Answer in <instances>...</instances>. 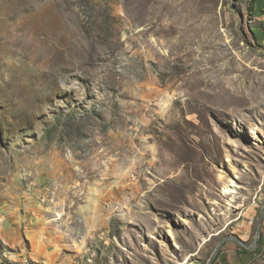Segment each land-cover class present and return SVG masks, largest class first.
<instances>
[{
    "label": "rangeland",
    "instance_id": "374dc122",
    "mask_svg": "<svg viewBox=\"0 0 264 264\" xmlns=\"http://www.w3.org/2000/svg\"><path fill=\"white\" fill-rule=\"evenodd\" d=\"M251 2L0 0V264H264Z\"/></svg>",
    "mask_w": 264,
    "mask_h": 264
},
{
    "label": "water",
    "instance_id": "95a60500",
    "mask_svg": "<svg viewBox=\"0 0 264 264\" xmlns=\"http://www.w3.org/2000/svg\"><path fill=\"white\" fill-rule=\"evenodd\" d=\"M263 218H264V204H263L262 212H261L260 219H259V223H258L257 233H258L259 230H260L261 224H262V222H263ZM227 241H233V242H235L236 244H238V245H240V246H242V247H245V248H249V247H251V246H247V245L244 243V241H243L241 238L237 237V236L230 235V236L224 237V238H222V240H221V241L218 243V245L216 246V248H215L214 252L212 253V255H211V257H210V259H209L208 262H211V261L216 257V255H217L218 252L220 251V249H221V247L223 246V244H224L225 242H227ZM208 262H207V263H208ZM207 263H206V264H207Z\"/></svg>",
    "mask_w": 264,
    "mask_h": 264
},
{
    "label": "bare ground",
    "instance_id": "6f19581e",
    "mask_svg": "<svg viewBox=\"0 0 264 264\" xmlns=\"http://www.w3.org/2000/svg\"><path fill=\"white\" fill-rule=\"evenodd\" d=\"M223 192H224V194H233V193H235L234 186L231 185V186L226 187L223 190ZM14 264H33V263L28 258H24V259H22V260H20L18 262H15Z\"/></svg>",
    "mask_w": 264,
    "mask_h": 264
},
{
    "label": "trees",
    "instance_id": "16d2710c",
    "mask_svg": "<svg viewBox=\"0 0 264 264\" xmlns=\"http://www.w3.org/2000/svg\"><path fill=\"white\" fill-rule=\"evenodd\" d=\"M252 2H251V4L254 2V0H251Z\"/></svg>",
    "mask_w": 264,
    "mask_h": 264
},
{
    "label": "crops",
    "instance_id": "0c3cea01",
    "mask_svg": "<svg viewBox=\"0 0 264 264\" xmlns=\"http://www.w3.org/2000/svg\"><path fill=\"white\" fill-rule=\"evenodd\" d=\"M262 2H264V0H261Z\"/></svg>",
    "mask_w": 264,
    "mask_h": 264
}]
</instances>
